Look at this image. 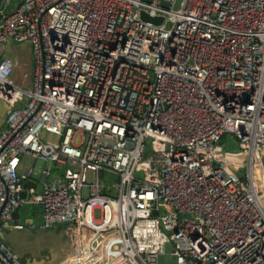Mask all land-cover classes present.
Segmentation results:
<instances>
[{"label":"built area","instance_id":"2783aa9c","mask_svg":"<svg viewBox=\"0 0 264 264\" xmlns=\"http://www.w3.org/2000/svg\"><path fill=\"white\" fill-rule=\"evenodd\" d=\"M176 3L0 0V264L24 208L68 229L58 264H264V0Z\"/></svg>","mask_w":264,"mask_h":264},{"label":"crops","instance_id":"0c3cea01","mask_svg":"<svg viewBox=\"0 0 264 264\" xmlns=\"http://www.w3.org/2000/svg\"><path fill=\"white\" fill-rule=\"evenodd\" d=\"M3 56L13 63V73L10 80L15 85L29 89L31 87L33 65L30 45L28 43H8L6 44V50ZM5 113L6 107L0 102V119H5ZM13 219L14 222H19L23 225L25 229L21 231L13 230L9 224V227L3 230L2 236L4 242L17 256H25V259L21 257L24 264H57L69 254L68 252L71 250L69 232L67 228L63 230L62 227L48 230V233L43 235L50 236L52 234L58 240L64 232L66 237L62 241L66 243L65 247H62L58 243L57 245L52 244L53 249L43 251L41 255H38V251L32 249V245L35 244V239H37L38 234L41 235L47 232L38 228L41 223V212L39 208H24L23 210H18L17 215H14ZM54 247L56 248L55 250ZM55 260L57 261L55 262Z\"/></svg>","mask_w":264,"mask_h":264},{"label":"rangeland","instance_id":"374dc122","mask_svg":"<svg viewBox=\"0 0 264 264\" xmlns=\"http://www.w3.org/2000/svg\"><path fill=\"white\" fill-rule=\"evenodd\" d=\"M45 135L47 136V134H45ZM227 139H228V137L225 138V141H227ZM223 143H224V140L220 142V144H223ZM263 154H264V151H263ZM30 162L33 163L34 160L31 159ZM44 165H45V163L42 160H37L36 161V165H35V172L37 173L36 176H35L36 178L39 177L40 170H41V168ZM104 179L107 182H116V179L113 178V177H110V176H105ZM84 196H86L85 192H84ZM62 229L65 230V227H62ZM45 233H48V231L42 233L41 235L38 234L37 239H35V244L32 245V249L34 251H38V253H37L38 255H41V252H43V251L45 252V251H50L51 249H53L52 246H51L52 244L57 245V243H58V244L62 245V247L66 246V243H64L62 241V240H64V237H66V234L64 232L61 234V236H60V238H58V240H57V237L53 236L52 234L50 236L43 235ZM55 249L56 248L54 247V250ZM70 249H71V244H70ZM170 250H171V247L169 245H166V247H165V253L166 254L159 258L160 262H165V263L169 262V260H170V257H169ZM21 257H23L25 259V256H21ZM56 261L57 260H55V262Z\"/></svg>","mask_w":264,"mask_h":264},{"label":"water","instance_id":"95a60500","mask_svg":"<svg viewBox=\"0 0 264 264\" xmlns=\"http://www.w3.org/2000/svg\"><path fill=\"white\" fill-rule=\"evenodd\" d=\"M147 1H149V0H147ZM179 1H180V0H177V3H176V5H175L174 9H177V8H178ZM162 6H163V7H167V4H166V3H163ZM140 19H141L143 22L150 23V24H152V25H154V26H158V25H160L161 22L163 21L162 18H159V17H150L147 13H145V12H143V11L140 12ZM6 114H7V110H6L5 116H6ZM4 121H5V119H3V118L0 119V130H1V128L4 126ZM21 196L24 197V193H22ZM13 215H17V212H14Z\"/></svg>","mask_w":264,"mask_h":264}]
</instances>
